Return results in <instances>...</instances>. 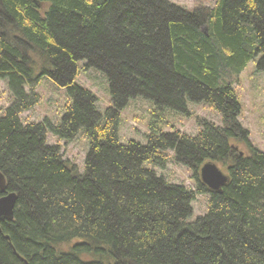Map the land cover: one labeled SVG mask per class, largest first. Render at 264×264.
Wrapping results in <instances>:
<instances>
[{"label": "trees", "instance_id": "16d2710c", "mask_svg": "<svg viewBox=\"0 0 264 264\" xmlns=\"http://www.w3.org/2000/svg\"><path fill=\"white\" fill-rule=\"evenodd\" d=\"M198 1L0 0V79L10 91L0 172L17 194L13 218L0 219V264H264V151L240 122L234 88L252 60L264 72V0ZM82 60L109 80L104 113L76 81ZM43 77L71 100L58 124L21 117L40 103ZM137 96L154 103L147 143H122L121 112ZM188 101L222 124L197 117L196 135L164 131L168 109L191 116ZM81 129L83 172L48 143V131L71 141ZM171 158L193 171L196 189L145 166ZM206 162L226 167L219 192L200 179ZM196 193L210 195L209 209L189 221Z\"/></svg>", "mask_w": 264, "mask_h": 264}, {"label": "rangeland", "instance_id": "374dc122", "mask_svg": "<svg viewBox=\"0 0 264 264\" xmlns=\"http://www.w3.org/2000/svg\"><path fill=\"white\" fill-rule=\"evenodd\" d=\"M188 9L194 8L198 0H170ZM208 5H214L216 0H203ZM257 60H252L238 76L234 88L242 104L240 119L244 128L249 130L250 140L254 146L264 151V72L257 70ZM76 81L94 92L98 98L97 108L104 113L112 105V96L109 80L105 73L88 68L85 60L78 63V75ZM35 90L41 95V101L31 110L22 113L24 122H40L48 118L51 122L59 123L65 111V105L70 98L64 88L56 85L50 78L43 77ZM10 91L5 80L0 79V107L9 104ZM191 116L188 117L175 110L166 111V123L162 125L164 131L173 128L182 130L190 135H196L199 126L196 118L202 117L222 124L221 114L206 103L188 101ZM154 103L143 97L137 96L130 99L129 104L121 112L119 140L126 143L136 140L147 143L149 123L152 120ZM48 143H58L64 156L73 161L79 167L80 172L85 169V157L89 149V139L85 130L81 129L71 141L59 140L51 131H48ZM246 151L244 145L240 146ZM172 153V152H171ZM145 166L154 169L159 175H163L171 183L186 185L189 189H196L197 184L193 177V171L182 164H177L171 158L165 168L146 162ZM219 168L227 174L226 167L218 164ZM210 195L208 193H196L192 202L193 213L189 221H194L198 216L208 213ZM68 245L62 248H68Z\"/></svg>", "mask_w": 264, "mask_h": 264}, {"label": "water", "instance_id": "95a60500", "mask_svg": "<svg viewBox=\"0 0 264 264\" xmlns=\"http://www.w3.org/2000/svg\"><path fill=\"white\" fill-rule=\"evenodd\" d=\"M201 181L212 191H221L224 184L228 182L225 174L217 163L206 162L199 171ZM0 219L10 220L13 218L14 207L17 201L15 192L6 193V182L4 175L0 172Z\"/></svg>", "mask_w": 264, "mask_h": 264}]
</instances>
